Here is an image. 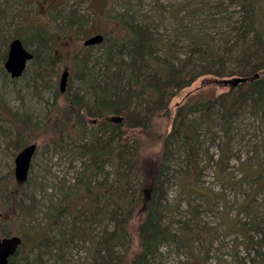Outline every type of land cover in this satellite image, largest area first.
Instances as JSON below:
<instances>
[{
  "label": "rangeland",
  "instance_id": "374dc122",
  "mask_svg": "<svg viewBox=\"0 0 264 264\" xmlns=\"http://www.w3.org/2000/svg\"><path fill=\"white\" fill-rule=\"evenodd\" d=\"M124 18L159 40L153 48L155 61L166 60L174 67L183 65L185 70L199 73L188 87L176 92L170 104L172 112L188 96L211 98L237 89L223 82L238 77L231 74L241 44L227 50L224 38L231 37L243 21L239 3L0 0V237L29 234L24 237L17 264H94L100 254L108 253L93 250L99 232L112 228L105 198H98L87 227L68 236L63 245L57 227L50 223L49 214L54 212L59 213V222L65 218L70 224L67 212L62 210L69 195H79L80 178L90 163L77 151L97 129L93 127L94 119L86 118L78 134L69 136L76 126L64 111V99L80 96L83 89L79 79L72 76L60 93L58 80L64 69L72 72L73 58L83 48L90 58V72L102 69L106 46L84 47L83 42L96 34L106 35L115 26L123 27ZM198 35L223 56L217 76L204 73L206 64L192 41ZM49 36L52 53L60 57L56 85L35 82L34 67L29 62L23 74L12 79L3 67L9 43L19 38L26 49L40 55V46ZM161 44L168 47V57ZM235 111L227 124L214 112L206 124L197 121L190 152L182 146L177 132L163 143L156 134L141 140L137 169L143 193L130 220L129 235L113 249L116 264L120 259V264H130L139 252V223L150 201L156 207L161 230L166 229L172 238L145 257L142 264H264V103L257 108L248 102ZM197 117L198 112H194L187 119ZM21 120L27 122L28 129L14 145V133ZM171 124V117L159 118L153 130L168 135ZM30 143H35L37 149L26 181L18 183L14 159ZM158 171L164 183L150 188ZM114 177L111 167L104 165L95 172L92 184ZM186 178H190V190L183 194L181 186ZM138 182L134 180L127 187V193L134 192L136 198ZM42 242L48 248L36 247Z\"/></svg>",
  "mask_w": 264,
  "mask_h": 264
},
{
  "label": "trees",
  "instance_id": "16d2710c",
  "mask_svg": "<svg viewBox=\"0 0 264 264\" xmlns=\"http://www.w3.org/2000/svg\"><path fill=\"white\" fill-rule=\"evenodd\" d=\"M230 1L240 4L243 21L231 37L224 38L227 44L224 46H228V50L240 42V53L238 52L235 58L236 66L231 75L248 79L237 84L235 86L237 89L233 93L230 90L211 98L200 95L188 96L182 103L176 105L172 112L170 104L176 92L188 87L198 78L199 73L195 70L187 71L183 65L174 67L166 60L155 61L153 48L157 47L159 40L150 38L141 25L137 27L128 18L122 20L123 27L115 26L104 35V41L100 44L106 46L102 69L90 72L91 68L88 66L90 58L84 48L73 58L72 72H69L68 80L76 76L83 90L80 96L64 99V111L73 118L71 123L76 126L69 136L78 134L82 123L89 118L94 119L93 127L96 126L97 129L91 131L89 141L77 151L86 156L90 163L80 178L82 184L79 195L74 197L69 195L70 199L66 198L69 201L62 210L67 212L70 224L65 218L59 222V213L49 214L50 223L57 227L61 236V245L69 238L68 236L87 227L88 218L93 214L98 198H105L106 214L112 228H105L99 232V240L93 250L108 253L100 254V258L94 264L117 263L112 255L113 249L129 235V223L143 193L137 169L141 140L146 136L154 137L156 134L158 137L161 136L163 143L169 135L177 132L182 146L190 152L194 142L192 130L197 121L206 124L209 121V114L214 112L223 124H227L235 110L243 109L246 103L251 102L257 108L264 103V0ZM49 40L50 36L40 46V55L33 53V58L29 61L34 67L33 80L40 85H56L58 77L60 57L52 53ZM192 41L195 48L199 49V58L206 64L204 73H211L214 76L220 74V66L224 63L223 56L213 51V46L203 38V35L192 38ZM161 46L168 57V47L164 44ZM259 71H261L259 76L254 78ZM194 112H198V117L188 120V115ZM115 115L120 117H114ZM163 117L172 118L168 135L153 130L156 120ZM119 118L120 123L117 122ZM26 123L23 120L19 121V127L14 133V145L18 144L21 136L26 133L28 129ZM131 124L136 126L132 127ZM190 162L192 163L191 159ZM104 165L111 167L115 177L110 181L105 179L99 184H92L95 172ZM134 180L139 181L137 198L134 197V192L127 193V187L130 183L133 184ZM189 182L190 178H186L181 186L183 194L189 193ZM163 183L161 171H158L150 188L161 187ZM7 203L8 200H5L6 205ZM148 203L144 217L139 223L140 249L130 264H142L145 257L156 252L161 244L172 238L166 229L161 230L156 207L151 201ZM28 236L27 232L20 236L21 247L9 259L10 264L19 262L18 252L24 247V237ZM2 237L4 236L0 238ZM39 246L46 247L44 242L38 243L36 247ZM120 261L122 262L120 259L118 264Z\"/></svg>",
  "mask_w": 264,
  "mask_h": 264
},
{
  "label": "water",
  "instance_id": "95a60500",
  "mask_svg": "<svg viewBox=\"0 0 264 264\" xmlns=\"http://www.w3.org/2000/svg\"><path fill=\"white\" fill-rule=\"evenodd\" d=\"M104 41L102 34H96L83 42L84 47L101 44ZM33 53L26 49L19 38H14L8 46L7 55L3 64L5 71L12 79L19 78L27 63L32 60ZM69 70L61 71L58 81V88L60 93L66 90ZM244 77H235L231 80L224 81V84H229L235 87L239 83L246 82ZM120 121V118L118 119ZM37 146L35 143H30L24 146L14 159V178L18 183H24L28 176L31 160L35 154ZM22 243L20 236H9L0 238V264H10L9 259L18 251Z\"/></svg>",
  "mask_w": 264,
  "mask_h": 264
},
{
  "label": "flooded vegetation",
  "instance_id": "af4514ba",
  "mask_svg": "<svg viewBox=\"0 0 264 264\" xmlns=\"http://www.w3.org/2000/svg\"><path fill=\"white\" fill-rule=\"evenodd\" d=\"M258 77L257 73L255 74L254 78ZM248 80V79H247Z\"/></svg>",
  "mask_w": 264,
  "mask_h": 264
},
{
  "label": "bare ground",
  "instance_id": "6f19581e",
  "mask_svg": "<svg viewBox=\"0 0 264 264\" xmlns=\"http://www.w3.org/2000/svg\"><path fill=\"white\" fill-rule=\"evenodd\" d=\"M20 247H21V245H20ZM161 258V257H160Z\"/></svg>",
  "mask_w": 264,
  "mask_h": 264
}]
</instances>
